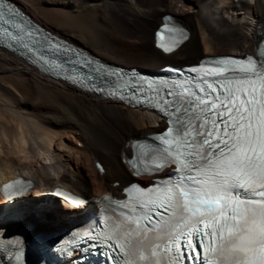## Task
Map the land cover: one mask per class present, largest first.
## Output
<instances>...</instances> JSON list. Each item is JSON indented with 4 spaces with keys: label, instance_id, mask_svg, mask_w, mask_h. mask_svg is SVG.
Wrapping results in <instances>:
<instances>
[{
    "label": "bare ground",
    "instance_id": "6f19581e",
    "mask_svg": "<svg viewBox=\"0 0 264 264\" xmlns=\"http://www.w3.org/2000/svg\"><path fill=\"white\" fill-rule=\"evenodd\" d=\"M13 1L54 33L126 66L154 68L250 51L264 34V0ZM163 12L188 29L170 53L153 46L152 28ZM163 125L146 108L84 92L0 47V181L28 177V187L7 211H18L36 227L76 220L101 193L121 196V185L134 179L123 160L130 140ZM55 185L82 201L48 193ZM4 202L0 195V212Z\"/></svg>",
    "mask_w": 264,
    "mask_h": 264
},
{
    "label": "snow or ice",
    "instance_id": "6c2138e0",
    "mask_svg": "<svg viewBox=\"0 0 264 264\" xmlns=\"http://www.w3.org/2000/svg\"><path fill=\"white\" fill-rule=\"evenodd\" d=\"M13 15L19 14L13 13L0 0V22L11 24L22 33L17 36L7 28H0V35L18 41L26 37L33 40L32 31L7 18ZM164 31L172 29L165 27ZM158 39H163L160 33ZM158 46L166 52L173 50L163 43ZM23 47L32 51L28 43ZM261 55L264 56V49ZM221 63L246 65L241 71L247 77L229 82L227 95L222 100L220 96L215 98L220 101L219 106L211 103L209 107L210 98L197 97L198 106L203 105L201 112L218 117L223 116L219 108H227L235 115L230 117L231 122L224 121L223 127L213 122L211 129L206 127L207 119L192 127L191 119L185 122L182 115L175 117L179 124L175 138L177 152L174 154L166 149L168 162L176 165L177 172L195 170V175H184L168 187L160 188L156 198L150 201L163 210L159 213L162 223L145 227L140 219L125 217L127 222L122 221L116 226V231L107 238L111 240L122 233L118 245L121 251L135 243L142 248L151 247V255L159 256L157 249L166 242L163 250L170 253L172 264H181L182 258L195 260V254L201 250L207 253L200 257L201 264H264V62L257 66V61L249 57L247 61L224 60ZM258 83L261 85L259 90ZM249 87L251 91H248ZM208 88L215 91L211 84ZM235 99L241 100L242 107H236ZM169 103L165 101V104ZM186 103L193 102L188 100ZM213 109L217 111L212 112ZM193 112L195 108L191 112L188 108H175V113H188L189 117ZM181 130L183 138L180 137ZM164 143L172 144L173 141L165 140ZM182 148L188 150L180 151ZM163 166L158 164L157 168ZM165 214L167 220H164ZM133 223L134 228L131 227ZM198 225H203V229ZM150 231L156 235L149 237ZM152 239L159 242L152 245ZM189 250L194 255L189 256ZM139 259L149 260V257L142 252ZM156 264L160 262L156 261Z\"/></svg>",
    "mask_w": 264,
    "mask_h": 264
},
{
    "label": "rangeland",
    "instance_id": "374dc122",
    "mask_svg": "<svg viewBox=\"0 0 264 264\" xmlns=\"http://www.w3.org/2000/svg\"><path fill=\"white\" fill-rule=\"evenodd\" d=\"M13 1V0H12ZM16 4H18L19 5V3L17 2V1H14Z\"/></svg>",
    "mask_w": 264,
    "mask_h": 264
}]
</instances>
